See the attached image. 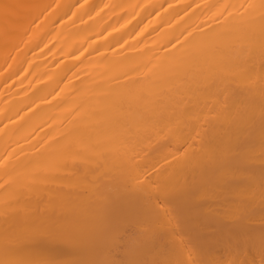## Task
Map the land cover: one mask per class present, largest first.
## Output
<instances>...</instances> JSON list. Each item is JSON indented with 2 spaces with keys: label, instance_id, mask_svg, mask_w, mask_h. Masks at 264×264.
Listing matches in <instances>:
<instances>
[{
  "label": "bare ground",
  "instance_id": "6f19581e",
  "mask_svg": "<svg viewBox=\"0 0 264 264\" xmlns=\"http://www.w3.org/2000/svg\"><path fill=\"white\" fill-rule=\"evenodd\" d=\"M261 2L0 0V260L166 264L188 258L177 214L212 241L242 213L253 250L203 258L260 264ZM133 157L169 182L168 214H140Z\"/></svg>",
  "mask_w": 264,
  "mask_h": 264
},
{
  "label": "snow or ice",
  "instance_id": "6c2138e0",
  "mask_svg": "<svg viewBox=\"0 0 264 264\" xmlns=\"http://www.w3.org/2000/svg\"><path fill=\"white\" fill-rule=\"evenodd\" d=\"M11 5L5 4L3 8L7 11ZM227 11L229 6H223ZM241 7H244L241 5ZM248 9L254 8V5H248ZM259 7L264 10V0H262ZM247 11V9H246ZM224 13H221L223 15ZM231 15V12H228ZM167 159V157L165 158ZM175 165H180L182 160L173 154ZM173 167V165H169ZM122 182L126 190L132 194H144V203L141 205L140 214L143 216H152L157 210L164 209L165 214H168V206L172 203V191L170 184L166 179L162 178L160 169L153 164L151 166V173L149 174L133 157L124 166V171L121 176ZM3 185H0L2 187ZM233 215L238 213L234 211ZM240 219L236 221L237 230L229 231L228 233H221L218 237L209 241L198 233H189L183 229L180 223V216L173 217L175 224L173 225L175 235L179 237V243L183 250L187 253L188 258L175 262H166V264H221L220 261L203 258L207 251L214 243L222 244L225 248L235 252H243L248 250L251 252L256 245V238L243 225V214L239 213ZM7 239V234H6ZM259 247L262 256H264V232L259 237ZM0 264H60L54 258L37 257L28 261H17L13 259L0 260ZM126 264H144L142 261H128ZM231 264H240V261H232ZM244 264H248L247 261ZM260 264H264V258L261 259Z\"/></svg>",
  "mask_w": 264,
  "mask_h": 264
}]
</instances>
